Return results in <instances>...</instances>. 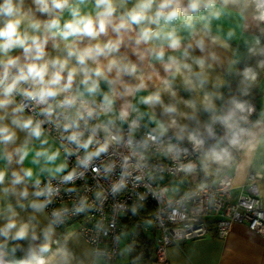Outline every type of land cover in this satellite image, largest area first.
Instances as JSON below:
<instances>
[{
  "label": "clouds",
  "instance_id": "obj_1",
  "mask_svg": "<svg viewBox=\"0 0 264 264\" xmlns=\"http://www.w3.org/2000/svg\"><path fill=\"white\" fill-rule=\"evenodd\" d=\"M262 80L264 0H0V264H139L149 197L177 223L264 180Z\"/></svg>",
  "mask_w": 264,
  "mask_h": 264
},
{
  "label": "built area",
  "instance_id": "obj_2",
  "mask_svg": "<svg viewBox=\"0 0 264 264\" xmlns=\"http://www.w3.org/2000/svg\"><path fill=\"white\" fill-rule=\"evenodd\" d=\"M256 183L257 181L255 183L245 182L235 199H232L231 195L218 196L217 199L220 202L213 207H208L207 204L199 207L190 205L187 218L177 223L170 222L166 215H162L161 219L152 225L155 233L154 258L157 261H163L167 246L204 236L210 229V221L214 222L215 229L220 236H224L228 232L232 222H243L250 230L264 237V218H259L254 214L257 210L264 211V198L258 194ZM140 190L143 191V189ZM149 201L154 204L155 208L156 202L151 197H149ZM112 202L110 197L108 205L105 206L106 213L111 212ZM131 202L129 199L128 203L131 204ZM249 206H252V211L248 210ZM237 214H239V219L236 218ZM97 217L98 214L78 217L72 224L73 228L78 231L85 228L91 229L92 223ZM122 218L117 219L116 233L123 229ZM254 221H258L256 227H253ZM142 229L144 232L151 230L147 225H142ZM108 242L111 243V237L108 238Z\"/></svg>",
  "mask_w": 264,
  "mask_h": 264
},
{
  "label": "crops",
  "instance_id": "obj_3",
  "mask_svg": "<svg viewBox=\"0 0 264 264\" xmlns=\"http://www.w3.org/2000/svg\"><path fill=\"white\" fill-rule=\"evenodd\" d=\"M258 88V106H264V80ZM242 186L230 194L232 199L237 197ZM256 186L258 194L264 198V180H257ZM210 223V229L204 236L167 246L165 260L157 261L152 252L149 261L139 264H264V237L250 230L243 222H232L228 232L220 236L214 222ZM72 228L73 225H70L60 231L63 233ZM123 229L127 230L125 225ZM131 236L126 238L125 243H130ZM116 264H126V261L118 258Z\"/></svg>",
  "mask_w": 264,
  "mask_h": 264
},
{
  "label": "trees",
  "instance_id": "obj_4",
  "mask_svg": "<svg viewBox=\"0 0 264 264\" xmlns=\"http://www.w3.org/2000/svg\"><path fill=\"white\" fill-rule=\"evenodd\" d=\"M255 102L258 105V98L260 96L259 88L256 89L255 93ZM154 208V204L148 200V209L147 211H142L140 216H131L130 214L126 217H123L121 222L123 225L127 226L126 229L129 227L136 225L135 234H132L130 243L135 241V251L133 255L142 254L141 260L139 263L149 261L151 258V254L154 251V236H152L153 228L150 226V232H144L142 229L143 221L141 217L148 215L149 212Z\"/></svg>",
  "mask_w": 264,
  "mask_h": 264
}]
</instances>
